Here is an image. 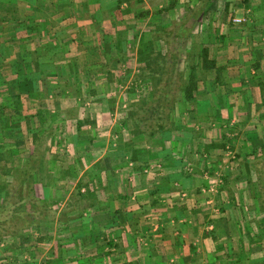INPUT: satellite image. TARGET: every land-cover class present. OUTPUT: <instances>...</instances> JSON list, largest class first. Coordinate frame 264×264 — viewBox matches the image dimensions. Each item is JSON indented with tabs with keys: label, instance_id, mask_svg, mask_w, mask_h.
<instances>
[{
	"label": "crops",
	"instance_id": "crops-1",
	"mask_svg": "<svg viewBox=\"0 0 264 264\" xmlns=\"http://www.w3.org/2000/svg\"><path fill=\"white\" fill-rule=\"evenodd\" d=\"M204 1L197 0V6ZM250 1L257 39L238 57L256 64L251 76L256 80L239 69V85L225 87L226 102L223 94L220 104L210 100V109L221 105L232 113L201 120L206 125L198 146L197 118L188 120L193 132L178 125L182 131L168 127L151 137L135 126L139 99L113 96L124 88L116 72L128 57L119 47L135 43L139 35L132 30L143 28L139 22H144L146 34L160 30L167 22H157V16L167 21L169 10L181 0L0 2L2 62H15L25 72L26 61L44 45L59 52L37 57L54 67L52 74H40L49 72V97L25 99L21 108L26 113V107L31 109L39 137L50 140V158L68 157L72 181L48 178L45 183L55 189L64 182V187L75 188L76 183L82 197L78 205L57 212L50 231L53 248L41 258L32 253L29 264H264V211L256 174V165L264 160V143H259L264 141V0ZM218 57L212 58L222 66ZM112 59L118 69L111 66ZM208 91L217 100L216 89ZM233 92L248 94L247 100L232 102ZM240 108L260 112L257 117L233 114ZM77 110L81 114L73 118ZM26 130L23 119L21 131ZM56 140L58 148L53 146ZM25 143L23 137L20 147ZM32 152L42 153L35 147Z\"/></svg>",
	"mask_w": 264,
	"mask_h": 264
},
{
	"label": "rangeland",
	"instance_id": "rangeland-1",
	"mask_svg": "<svg viewBox=\"0 0 264 264\" xmlns=\"http://www.w3.org/2000/svg\"><path fill=\"white\" fill-rule=\"evenodd\" d=\"M0 2L3 3V0H0ZM212 2L213 3L211 5L209 3V0H206L204 5L197 7V0H189V2L186 3L184 2V0H181L179 4H175L174 7L171 10H169V14L167 15L168 17L167 21H163V19L157 16L156 19L157 22H167V23L161 24L162 26L164 25L163 27L159 25L161 29L155 31L153 35L146 34L148 31L147 29H145L144 27L145 25H143L144 22H139V26H143V28L135 29L134 31L132 30V33L138 34L139 38L135 39V43L131 44L130 48L128 45H122L121 47H119L121 48L120 49L121 51H124L126 54H128L127 55L128 57H126L125 60H121L124 61L122 68H119L117 62H114L113 59L110 62L112 67L116 65L115 66L116 69L118 68L121 69L116 72V75H118L117 77L119 79V83L121 82V80H123L124 83L121 85L124 86L121 92L120 93L118 92V94L114 93L113 96L116 97L118 96L120 101H123L128 98H130L131 101L132 99L137 98L139 99V104L136 107H138L149 100L150 92L152 91L149 89L151 88L150 86H147V84L141 82L142 79L144 78L143 70L144 68H146V62H148L147 60L151 59L149 55L157 51L163 53L166 52V44L164 41L160 39L159 37L160 35L173 36L174 34H177L179 36V41H178L179 50L183 55L182 57H184L185 59L191 55L192 56L196 55L197 57L201 49L205 47L209 48L210 55L212 57L219 56L218 57L219 62H222L221 65L224 68H226L225 72L223 73L225 84L224 85L215 84L211 79L208 80L207 86L206 83L203 84L201 82L199 84V87L201 88L202 91L201 93L197 94V101H195V103H192L191 105H187L189 111L185 109L186 106L183 105V103L185 102L183 101L182 94H180L178 97L179 99L178 105L175 107V110L173 111L172 115L168 118V120L165 123V128L170 127V132L182 131L181 128H179V126H183V125H186V127L184 128L186 132L188 131L193 132V127H190L189 123L190 121H193L194 119L197 118V146L198 144L201 143V139H202L201 132L202 131L204 132V128H205V126L203 125H206L205 123H203L202 125L201 120H205L206 116L211 117L210 114H213L215 117L218 116L220 118L222 117L226 118L227 115L229 116V113H232L231 109L224 108L221 105H219V108L210 109V103H209L210 100L218 101L219 104L222 101L224 103L226 102L225 97H228V94H223L225 92V87L228 84L233 85L238 83L239 85L238 82L239 79L237 78L238 75L237 71L239 69H245L246 72L249 73L250 76L249 80H253V79L256 80L255 78L251 77L254 76L252 71L253 68L256 66V64L254 63L249 64L246 61L239 59L238 57V55H240L241 58L243 54L247 53L246 44L250 45V41L253 42L257 39V37H254L255 27L253 24L255 23L253 17L254 15H256V13H254L253 10L250 8L252 2L250 0H212ZM260 14L261 13H259V15ZM13 16L17 17V14ZM1 21L2 19H0V22ZM175 29H179V30L172 33L171 31ZM256 42L258 43V41ZM243 46L245 47V49ZM142 47L144 48V53L140 52V49ZM226 56H230L229 58L231 59H226L227 58ZM193 57L194 59L196 58L195 56ZM9 64H13L14 69H16L15 62H7V61L2 62V60H0V70L1 71H4L3 69L7 70ZM259 68L260 67L255 69H259ZM228 72L229 75H226ZM213 77L214 74H211L210 78ZM246 80L247 77H245L244 81ZM133 85L135 86V88H134V93L132 94V92L130 91V87H133ZM113 86L115 87L116 84H114ZM211 86H213L216 89V92H218L217 93L218 96L215 95L217 100L213 99V97L211 98L210 92L208 91ZM234 93L235 92H233V94ZM8 95L11 96L13 94H8ZM221 95L223 98L222 101L219 99ZM24 96L26 97V95ZM247 96L248 94L246 93L244 94L241 92L235 93L234 97L231 98L232 99L231 101L241 105L244 102V100H247L246 99ZM254 96L255 93L251 91L248 97H251L253 100ZM26 100L28 103L29 99H27V97ZM30 100H33V98H31ZM202 103L204 104L202 105L203 107L201 106ZM26 111L29 112L31 111V109H28L26 107ZM78 111L79 110L73 111V118L80 116L81 113ZM234 112H236V115L238 116H243L245 114V115H253L257 117L258 113L260 112V108L246 109V110L244 108H240L239 110L236 109L235 111H233V114ZM44 114H46L43 115L45 117L49 116V113L45 112ZM52 115L54 114L52 113ZM207 122L211 123L210 121H206V123ZM27 123L33 125V129L28 130V132L26 130L25 134H23V131H21L20 133V130H16L15 131L16 137H12V135L9 137L7 134V137L9 139H7L6 137L4 138V143L9 142V144H12V146L14 144H16V146H19L17 141H18V136L20 135L24 137V140H26L27 143H25L26 147L24 148L20 147V149L14 148L12 149L11 154H7V156L0 159L1 160L0 188L3 187L2 184H12L13 179H15V181H18L19 175L21 174L18 171L23 169L24 164L28 162V160L31 157V155L29 157L28 155L35 146L33 141V134L40 133V130H38L40 126L39 127L36 126L37 124H35V121L31 119H29ZM219 127L220 126L214 127V129L217 128L215 130H218ZM0 132H1V128H0ZM8 132L12 133L11 130H8ZM30 137L32 140L30 139ZM56 142L57 140L53 142L54 148H58L57 146H55ZM44 143L46 144V146L42 145L43 147L41 150L43 154L40 153L42 160L41 162L43 163V165L40 164L42 166H39V168L37 169V174L35 175L34 179L33 178L29 179V181L26 183L23 181V184H26V186L23 187L24 190L23 188H21L18 198L25 197L26 189L29 184H35L37 196L40 199L44 200L47 204L52 206V208L56 209L58 213H63L65 212L67 206L70 205L71 203L74 205H78L81 202L80 200H82L81 199L82 197L79 194L80 187L76 183H75V188L64 187L66 185L65 182L67 180L71 182L72 181L71 179L73 178L72 172H70V170L68 169V164H67L68 157L57 158V159L53 157L50 158V153H49L50 150L47 146H49V144L51 145V142L50 140H45ZM203 143L205 145L206 142ZM259 143L263 144L264 141L260 140ZM225 144L228 147L229 143L225 142ZM59 145L61 146L62 144ZM226 145H224V148H226ZM40 148H41V144H40ZM228 149L229 148H226V150ZM22 159L25 160L23 163H21ZM55 160L56 161L58 160L59 163L58 162L54 163ZM13 176L14 178L12 179ZM48 178H53L56 181L63 179V181L65 180V182L63 184L58 183L59 185H61L59 187L60 189L59 188L55 189L54 187L50 188L51 184L45 183V180H47ZM2 197H3L2 191L0 190V199H2ZM55 199L58 200L55 201ZM74 205L71 207H74ZM24 209L28 212H31L32 210L35 209V207H33V205L31 204H26ZM60 217L61 219H63L62 215H60ZM44 228L45 229H43L40 232L38 231L36 233H33L34 235H32L29 232H26V236L31 235V237L29 238V242H26L25 244L21 242L20 236L8 239L4 243H2L0 245V264H25V263L29 264L30 262H33L34 257L32 256V253H35L37 256L39 254L41 258L44 254L43 252L47 253L51 248H53L51 247V245L53 244L52 241L49 242L48 240L49 239L48 234L50 232L47 226ZM41 235L44 236V238H42V240H39L38 238H41L42 237Z\"/></svg>",
	"mask_w": 264,
	"mask_h": 264
},
{
	"label": "trees",
	"instance_id": "trees-1",
	"mask_svg": "<svg viewBox=\"0 0 264 264\" xmlns=\"http://www.w3.org/2000/svg\"><path fill=\"white\" fill-rule=\"evenodd\" d=\"M201 4L198 6H201ZM178 30L175 29L171 32L174 33ZM159 37L166 44V52L157 51L153 52L156 54L152 53L149 55L151 59L146 62V68L143 70L144 78L141 82L150 86L151 88L149 89L152 91L150 92L149 100L142 106H139L134 116L135 126L139 132L151 137H157L165 131V123L178 105L180 94L183 96V101L187 103H183L186 106L185 109L189 111L187 105L195 103L197 101V94L202 91L199 87L201 82L203 84L206 83L207 86L208 80L211 79L215 84H225L223 72L226 68L220 66L218 61L212 58L208 47L202 48L197 57L193 55L196 57L195 59L192 55L185 59L179 50V36L177 34L173 36L160 35ZM43 48L42 50L35 51L43 55H36L34 53L35 57L31 53V56L33 55L32 59L26 61L25 67H22L25 72H22L21 67L17 64H15L16 69H14L13 64H9L7 68L8 73L4 72L6 71L5 69H3L4 71L0 70V159L7 156V154H11L12 149H20V142L23 136H18L17 143L19 146H16V144L12 146L9 142L4 143V138L9 139L7 134L9 137L11 135L12 137H16V130H20L21 133L23 119L25 120L27 131L33 129V125L28 124L27 120H32L35 116L28 112H23V108H21L22 102L26 97L27 99L36 98V100L43 101L50 95L49 92L45 91L48 85L46 83V75L49 72L52 74L51 70H54V67L45 64L48 61L42 60L41 62L37 57L46 59L51 52L52 54L59 52L54 50L55 48L53 49L52 45H44ZM140 52L144 53L143 47L140 49ZM36 63L37 68L31 67ZM108 63L106 62V66H108ZM43 71L49 72L44 73V76H40ZM211 74H214L213 78H210ZM40 82H42L43 87L40 85ZM262 92V95H264V90ZM8 94L13 95L9 96ZM24 95L26 97L23 98ZM57 95L61 94L58 93ZM90 95H96L94 90H91ZM80 127H82L81 123L78 125V128ZM8 130H11L12 133L8 132ZM40 139L41 137H39L38 133L33 134L34 147L38 149L41 144L40 149L42 150V143L44 142ZM38 141L40 142L38 143ZM33 152L28 155V157L30 155L31 157L24 164L23 169L18 171L21 173L18 178L19 180L15 181L13 176L12 184H2L3 187L0 188L3 196L0 199V245L8 239L19 236L21 242L25 244L29 242V238L31 237V235L26 236V232L34 235L33 233L42 231L46 226L50 232L52 230L51 223L56 219L57 211L37 196L35 184H27L25 197L18 198L21 188L26 186V184H23V181L26 183L29 179H34L37 169L43 165L41 156L34 155ZM23 162L21 161V163ZM256 169L259 196L262 199L261 209L264 211V160L256 165ZM79 192L81 193L80 188ZM26 204L33 205L35 209L31 212L26 211L24 209ZM48 236V240H50V233ZM42 238L44 236L38 239L42 240ZM47 262V260L42 261L41 264H48Z\"/></svg>",
	"mask_w": 264,
	"mask_h": 264
},
{
	"label": "built area",
	"instance_id": "built-area-1",
	"mask_svg": "<svg viewBox=\"0 0 264 264\" xmlns=\"http://www.w3.org/2000/svg\"><path fill=\"white\" fill-rule=\"evenodd\" d=\"M238 21H240V20H238Z\"/></svg>",
	"mask_w": 264,
	"mask_h": 264
}]
</instances>
